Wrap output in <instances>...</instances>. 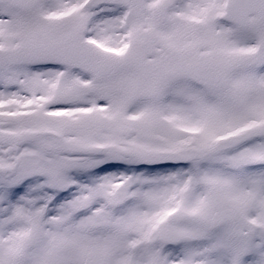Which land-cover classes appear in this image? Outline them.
<instances>
[{"label":"snow or ice","instance_id":"1","mask_svg":"<svg viewBox=\"0 0 264 264\" xmlns=\"http://www.w3.org/2000/svg\"><path fill=\"white\" fill-rule=\"evenodd\" d=\"M0 264H264V0H0Z\"/></svg>","mask_w":264,"mask_h":264}]
</instances>
